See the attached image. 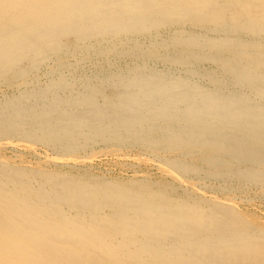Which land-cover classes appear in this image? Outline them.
Instances as JSON below:
<instances>
[{
	"label": "bare ground",
	"instance_id": "obj_1",
	"mask_svg": "<svg viewBox=\"0 0 264 264\" xmlns=\"http://www.w3.org/2000/svg\"><path fill=\"white\" fill-rule=\"evenodd\" d=\"M0 88V264H264V0H0Z\"/></svg>",
	"mask_w": 264,
	"mask_h": 264
},
{
	"label": "rangeland",
	"instance_id": "obj_2",
	"mask_svg": "<svg viewBox=\"0 0 264 264\" xmlns=\"http://www.w3.org/2000/svg\"><path fill=\"white\" fill-rule=\"evenodd\" d=\"M42 73H43V75H42ZM40 75H42L41 76V78H40ZM38 77H39V81H40V83H44L45 81H46V76H45V74H44V69L43 70H41L40 72H39V74H38ZM45 79V80H44ZM44 80V81H43ZM2 90V91H1ZM5 92V93H4ZM7 93V94H6ZM0 95H2V96H0L1 98L3 97V96H5V95H8V90H6V89H4V88H0ZM99 148H101V147H99ZM6 152V153H5ZM22 152V153H21ZM28 151H20V153L22 154L21 156H23V159H24V161L25 162H27V163H30V164H35V162H37L38 163V160H39V158L41 159L42 157H43V153H41L42 152V150H41V147H37V151L36 152H34V153H32V152H28ZM12 153V154H11ZM25 153V154H24ZM123 153H125L126 154V156L125 157H119V158H117V157H115V156H111V155H99V156H101V157H97L96 159H93L92 161H91V163H89V164H87V165H89V166H87V165H85V166H82L83 168V170H81L80 171V169H79V171L78 172H84V170L85 171H87V172H89V173H94L93 175H98V176H102V175H104L103 177H107V178H109V179H114V180H117V179H119V180H128V179H130V178H136L137 176H139V177H137V178H140V177H144V176H146L147 178H149V177H152V178H149L150 180H152V181H162V182H165V180H166V182H169L170 180L168 179V178H166V177H164L159 171L157 172V170L155 171V166H154V164L152 165V164H150V163H147L146 165L145 164H137L136 162H135V158H134V156H135V154L137 153V150H125ZM2 154L4 155V157H6V158H9V159H12L13 160V155H14V152H13V150L12 149H6L5 151H3L2 152ZM33 154H35V155H33ZM40 154V155H39ZM9 156V157H8ZM27 158H26V157ZM36 158H34V157ZM106 156V157H105ZM127 156H131L132 157V159H131V157L129 158V157H127ZM116 159H115V158ZM26 158V159H25ZM33 158V159H32ZM118 159V160H117ZM127 159V160H126ZM35 160V161H34ZM98 162H97V161ZM116 160V161H115ZM122 160V161H121ZM131 160V161H130ZM123 166H122V165ZM125 164H127V165H125ZM120 165V166H119ZM137 165V166H136ZM59 167H60V165H58ZM116 166V167H115ZM133 166V167H132ZM136 166V167H135ZM93 167V168H92ZM115 167V168H114ZM121 167L123 168V170H124V172H122V170H121ZM139 167H141L140 169H139ZM145 167V168H144ZM153 169H152V168ZM66 167H64V168H62L61 167V169H63V170H67V169H65ZM86 168V169H85ZM149 168H151V169H149ZM91 169V170H90ZM129 169V170H128ZM144 169V170H143ZM145 172H143V171ZM92 171H94V172H92ZM134 171V172H133ZM142 171V172H141ZM148 171V172H147ZM75 172H77V171H75ZM108 172V173H107ZM150 172V173H149ZM136 175H135V174ZM145 174V175H144ZM161 174V175H160ZM143 175V176H142ZM161 178H160V177ZM157 177V178H156ZM258 191V192H257ZM253 192V193H252ZM256 193V194H255ZM261 194V195H260ZM256 195V196H255ZM247 196H248V198H247ZM252 196V197H251ZM260 196V197H259ZM237 197V199H236V206H237V208L240 210V211H243V212H245V213H247L248 211V214L250 213L251 215H256V217L257 218H259V219H261V220H263L264 221V191L262 192V191H259V189H254V188H251V190L249 191H247V193L246 194H244V195H237L236 196ZM239 197V198H238ZM255 197H256V199H255ZM258 197V198H257ZM244 198H245V200H246V202H249V203H245V200H244ZM252 198H253V200H252ZM239 199H241L240 201L242 202H240L239 201ZM262 199V200H261ZM243 200V201H242ZM250 200V201H249ZM251 200H252V202H251ZM258 201V202H257ZM247 205V206H246ZM251 206V207H250ZM257 206V207H256ZM261 208V209H260ZM263 209V210H262ZM261 213V214H260ZM263 215V216H262ZM263 218V219H262Z\"/></svg>",
	"mask_w": 264,
	"mask_h": 264
}]
</instances>
